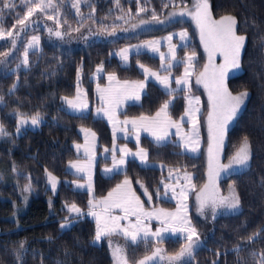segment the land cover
<instances>
[{
	"label": "trees",
	"instance_id": "16d2710c",
	"mask_svg": "<svg viewBox=\"0 0 264 264\" xmlns=\"http://www.w3.org/2000/svg\"><path fill=\"white\" fill-rule=\"evenodd\" d=\"M68 1L54 0L60 12L59 28L56 22L36 12L31 18L42 25L24 31L12 54V37L5 36L0 43V97H3L0 126L7 133L0 136V264H111L106 243H92L93 220L85 215L68 217L64 209V204L72 203L86 210V192L72 189L70 183L64 182L77 178L64 167L66 162L77 158L72 144L81 140L78 128L87 127L95 132L98 149L110 144V133L102 119L93 118L89 113L70 114L60 102L61 97L73 94L78 68L81 85L91 103L92 83L88 77L97 65L122 80L141 77L135 63L157 68V59L144 53L132 55L130 65L121 66L111 53L127 44L185 29L189 42L178 48V57L185 53L197 54L194 73L204 63L190 23L186 20L164 23L169 10L187 7L190 0H119L118 3L117 0H90L79 7V13ZM10 3L13 7L5 8L4 0H0V30L4 32H15L20 27L17 19L27 12L21 0H10ZM208 4L213 19L225 15L236 17L237 34L246 37L240 53V72L227 78L226 87L230 93L246 91L248 96L226 130L221 161H227L245 137L250 144L251 158L246 168L219 180L221 193L231 185L239 196L237 212L218 214L204 223L196 220L191 210L201 244L181 264H257L264 251V0H208ZM46 11L52 14L55 9ZM49 28L53 33L60 31L61 37L50 33ZM29 35L38 36L40 43L38 48L28 50L26 68L22 61L25 37ZM3 53L8 55L5 57ZM13 85L16 87L10 91ZM183 96L184 90L165 93L148 83L140 102L127 105L122 115H152L171 99L167 115L176 119L183 112ZM37 113L41 117L37 129L14 134L17 115L31 117ZM140 145L146 150L148 161L192 175L193 192L188 201L203 186V155L192 156L180 151L178 144H154L145 137L141 138ZM97 167L93 179L95 198L104 196L123 178H128L145 206L164 209L175 206L160 197L165 170L142 167L129 159L123 171L103 177ZM45 171L60 179L54 194L45 187ZM65 221H71V225L61 228ZM255 233L259 235L249 242L248 237ZM122 243L126 260L133 264L150 255L155 245L161 246L165 255L173 256L185 241L166 238L157 242ZM237 247L239 252L235 250ZM17 253H20L19 260Z\"/></svg>",
	"mask_w": 264,
	"mask_h": 264
},
{
	"label": "rangeland",
	"instance_id": "374dc122",
	"mask_svg": "<svg viewBox=\"0 0 264 264\" xmlns=\"http://www.w3.org/2000/svg\"><path fill=\"white\" fill-rule=\"evenodd\" d=\"M90 0H79L78 7L83 4L88 3ZM73 6V3L76 0H69ZM198 0H190V5L184 8H177L171 9L168 11L164 23H169L175 20H186L190 23L194 35L197 38V41L200 46L201 54L204 56V63L202 68L199 72L194 73V61L197 59V54H195L191 66L189 68L190 75L187 77V85L181 84L177 85L176 80L178 78L184 77L185 68L187 66L186 58L191 56L193 53H185L182 57H178L177 50L179 47L187 45L189 42V36L185 29H181L178 31L167 33L160 37H154L145 41L134 42L131 44H127L114 50L111 55L115 57V59L119 62L121 66H129L130 65V57L135 54H147L155 59H157L158 66L157 68L149 67L148 65L142 63H135V67L140 74L139 79H126L122 80L119 79L113 73H106L103 71L101 65H97L92 73L89 75L88 79L92 83V95H93V102L90 103L89 99L87 98L86 91L84 87L81 85V72L80 69H77L75 74L74 80V92L69 97H61L60 102L65 109L66 112L74 115H85L90 114L93 118L102 119L109 130L110 133V144L108 147H101L100 149L97 148L98 146V139L94 131L87 127H79L78 134L80 135L81 140L79 142L73 143L72 148L74 154L77 158L72 159L65 164V171L74 175L77 178L72 180H64L65 183H70V187L75 190L84 191L87 194V203H86V210L88 209L87 217L93 220L95 226V234L92 239V243L95 245H100L102 242H105L108 248V252L111 258V264H122V260L126 259L125 253L123 250V243L122 241L132 242L131 237H125L124 232L121 229H129V231H134L131 228L132 225L137 224L138 216L140 218V229L141 231L138 234L137 242L139 240H152V241H159L166 238H179L185 241L184 246L187 245L188 240V232L179 231V227H193L194 224L192 221V213L193 212L194 218L199 220L200 222L209 223L210 220L214 217L212 212V206L209 202L208 205L204 208L203 212L199 211V202L197 200L198 195L201 194V190L205 188V185H209L206 195H211L214 193L217 199L230 197L231 190L233 187L230 185L228 189H226L225 193H221L219 185V180L225 177L227 174L238 172L246 168L245 166H239L235 164H231V167H226L230 165L231 158L233 155L225 162L221 161L222 157V149L225 143V134L223 137V144L216 147L214 149V156L215 159L213 161V170L219 166V177L215 178L214 181L210 184L209 181V124H208V115L209 112L212 111L210 102H209V91L205 88L204 83H197V78L200 76L201 73L205 71V65H208V73L207 79L209 81V85L211 87L212 77L213 74L216 77H219L221 71H223V84L226 87V80L228 77L236 75L240 72L239 68H231L225 67L223 70L221 69V65L225 64L224 56L219 52L216 51L212 57L211 62L209 61V53L205 51L204 43L201 41V34L200 29L197 27L196 20L193 19V15L196 12V5ZM21 4L27 8V5L21 0ZM77 9L76 7H73ZM51 10V9H50ZM185 13L184 15H180V13ZM221 18V17H220ZM220 18H216L214 20H220ZM213 19V18H212ZM32 21L25 32L27 30L33 29L35 26H41L42 24L37 23L35 18H30ZM41 21V20H39ZM18 27L17 29H19ZM16 29V30H17ZM15 30V31H16ZM58 31V30H57ZM186 32L187 38L181 39L180 33ZM15 33V32H14ZM24 31H21L18 36L14 35L11 40L15 39L17 46L18 41L23 38ZM32 36L36 35H29L25 37V49L27 48L28 42ZM171 36L172 39L168 40L167 38ZM3 39H0V43L4 42ZM12 42V41H11ZM148 45H151L149 47ZM175 46V59L172 57V53L170 52V47ZM15 47L11 48V54L14 51ZM37 47L28 48L27 50H32ZM127 49L126 53H123V50ZM242 50V49H241ZM24 53V52H23ZM123 53V54H122ZM127 57L126 59L124 57ZM163 56V60L161 57ZM171 63L172 67H169ZM180 67L177 69L176 67ZM143 66V67H142ZM97 68H102V71L97 72ZM149 69L148 73H145L144 69ZM177 69V72H176ZM79 70V73H78ZM152 72L157 73L160 77H167L168 78V87L166 88L163 84L157 80V78L151 75ZM114 76L115 79L109 80V76ZM148 83L156 85L165 93H172L179 90H184V108L183 112L178 116V118L173 119L166 114L161 113L159 117H157V113L160 112L162 106L165 103L168 105L171 102V99L165 101L152 115H141L136 117L122 115L123 110L129 104H138L140 102L142 94L145 92L146 85ZM141 85H143L141 87ZM227 88V87H226ZM195 92H193V91ZM229 92V91H228ZM232 95H237L233 94ZM138 96V98H137ZM103 97V99H102ZM66 98V99H65ZM196 98L199 99L198 103H193L189 105V100L195 101ZM68 100H72L74 103L81 105L79 108H72L68 104ZM246 100V98H245ZM241 105L240 109L237 111L236 115L227 122L226 130L232 125L234 122L235 117L238 113L242 110L245 104ZM83 105H86L84 107ZM199 109V111H194L193 119L197 123V127L199 129L198 138H199V146L195 152L189 150L188 147L185 146V142L188 140V136L192 133V121L189 120V117L185 115V110L189 108ZM107 112L111 116V121L109 119V115H106ZM18 117L24 118L27 120L24 124L18 123ZM33 116H16L15 122V129L14 134L18 135L25 129L35 130L39 127V123L41 122V117L39 119V123L37 125H32L31 118ZM141 117L149 118L148 120H141ZM152 118H155V122H153ZM127 121L128 123H125ZM135 121V125L132 123ZM169 122L180 123L179 134L177 132V128L174 126H170ZM215 122V117H214ZM19 128V131L17 129ZM83 129V130H82ZM162 134L164 132L167 133V136L163 141L157 142L153 133ZM94 134V135H93ZM142 137L147 138L154 144H163L166 142H172L179 145L180 151L185 152L189 155L196 156V155H203L204 159V177L205 181L201 188L194 191L192 194L191 200L188 201V197L190 196L191 192H193L192 187V175L190 173L166 168L162 163L159 162H150L148 159L142 160L138 153L143 150L146 153V150L141 147L140 140ZM79 145V147H77ZM124 150L123 152L121 150ZM239 149V148H238ZM115 154V155H114ZM114 159L117 163H114ZM121 159H123V163H118ZM129 159H133L142 167H153L158 168L159 170H165V179L160 182V186L162 188V193L160 197L162 199H166L172 201L174 203V207L172 209H164L160 207H147L143 204L141 199L134 193L132 189V183L128 178H124L123 181H120L118 185L113 189L109 190L110 192L108 195H104L102 197L95 198L93 195V179L96 170V166L98 172L103 177H109L114 173L121 172L125 168L126 161ZM106 160V162H102ZM249 163V162H248ZM76 165V167H73ZM78 168H83L82 171H78ZM105 169H110V171H105ZM49 175L55 178V188L52 186V181L49 179ZM186 177H191V179H186ZM44 179H45V187L51 192L55 193L58 186L60 179L52 175L51 173L45 171L44 172ZM125 181H128L125 184ZM165 185L168 187L166 188ZM118 186H120L118 188ZM28 188V187H26ZM125 188H129L130 194L126 195ZM183 191L184 195H181ZM133 192V193H132ZM112 194L110 197L109 194ZM175 193V196H174ZM139 201V204L142 205V209H137L135 212H129L128 214L125 213L124 208L128 207V204L125 201L131 200L133 204L135 200ZM26 201L24 209L26 207ZM91 202V203H90ZM116 202H121V207H116L114 204ZM178 204L186 205V207H181L178 211ZM190 204L192 207H190ZM71 204H64V209L67 211L68 217L76 216L78 213L75 211H70L69 208ZM77 208H79L76 205ZM23 209V210H24ZM80 209L81 213L83 210ZM96 209L104 210L103 213L97 212ZM161 210L167 213H175L179 217L185 218L187 221L190 222L189 224L180 225L179 221L172 220L170 217H157L156 215L153 216H145L144 213H159ZM239 210H228L225 208H218L215 215L218 214H229L235 213ZM93 212L96 215H90L89 213ZM97 216L100 217V228L104 229L106 226L108 228H115L110 234L102 235L100 240L97 242L95 241V236L97 232ZM112 217H121L118 221L119 227H115V222L112 221ZM142 219H148V221H142ZM62 224H66L67 226L64 228H68L71 225V221H65ZM60 225V226H61ZM173 225L177 226V231L173 232ZM206 226V224H203ZM62 228V227H61ZM167 229L166 231H162L159 237H154L151 233H155L157 229ZM144 229L150 233V235L145 239L144 237ZM193 240L196 241L194 245V249L201 244V239L196 240V237H193ZM183 246V247H184ZM120 248L121 253L119 256L114 255L115 249ZM161 249V252L155 256L154 259L146 261V264H170L169 257L163 253L162 247L159 245H155L152 252L148 256H152V254L157 250ZM193 249V251H194ZM147 256V257H148ZM163 257V259H161ZM145 258V257H144ZM144 258L139 259L138 261L144 260ZM191 257H184L181 261L175 262V264H181L182 262L190 259ZM136 261L133 264H138ZM127 264H130L127 261Z\"/></svg>",
	"mask_w": 264,
	"mask_h": 264
},
{
	"label": "snow or ice",
	"instance_id": "6c2138e0",
	"mask_svg": "<svg viewBox=\"0 0 264 264\" xmlns=\"http://www.w3.org/2000/svg\"><path fill=\"white\" fill-rule=\"evenodd\" d=\"M23 2L27 5V12L24 14L22 18H18L16 23L20 25V28L15 31V33L11 30L4 32L3 30H0V39H4L5 36L7 37H13L14 35L18 36L21 31H25L29 24L32 22L30 18L34 15L36 12H40L44 14L45 18L48 20H53L57 23V27H60V23L58 21V17L60 15L59 9L54 4V0H23ZM119 0H117V3ZM139 2V0H138ZM79 0H76V2L73 3V7L77 8V12L79 13V7H78ZM4 7L10 8L13 7L11 5L10 0H4ZM49 9H55V11L52 14H49L46 10ZM95 11V9H93ZM140 11H144L143 8L140 9ZM185 13L181 12L180 15H184ZM193 15V19L196 20L197 27L200 29L201 34V41L204 43L205 51L209 53V61L211 62L213 55L216 51H219L225 59V64L221 65V69L223 70L225 67H231V68H239L240 67V53L241 49L245 45L246 37L244 35H238L236 31V24H237V18L232 15H225L220 18V20H214L212 19L211 12L209 10V4L208 0H198V3L196 5V12ZM153 19H156L155 15H153ZM67 21H65L66 23ZM15 28V25L13 26ZM78 30V29H77ZM48 31L52 34H54L57 37H61L60 31H55L53 33V30L51 28L48 29ZM181 39L187 38L186 32L180 33ZM168 40H171L172 37L169 36L167 38ZM40 39L38 36H32L31 39L28 42L27 48L24 52V59L22 63L27 68L29 66V59H28V48L33 47H39ZM13 47H15L16 41L15 39L12 40ZM151 47V45H148ZM127 49L123 50V53H126ZM170 52L172 53L173 59H175V46L170 47ZM122 53V54H123ZM3 55L6 57L8 53H3ZM195 56V53H193L191 56H188L186 58L187 66L185 68L184 77L178 78L176 80V84L179 86L181 84L187 85V77L191 74L189 71V68L191 66V62ZM127 58L126 56L124 57ZM163 60V56L161 57ZM143 67V66H142ZM169 67H172L171 63L169 64ZM208 65H205V71L200 74V76L197 78V83H204V86L209 91V102L212 108V111L209 112L208 115V124H209V147H208V153H209V181L210 184L214 181L215 178L219 177V166L215 170H213V161L215 159L214 156V149L220 145L223 144V137L224 133L226 131L227 122L231 120L237 113V111L240 109L241 105L244 103L245 98L248 96V93L246 91H242L237 95H232L230 92H228L227 88L223 84V71H221L219 77H216L215 74H213L212 77V83L211 87L209 85V81L207 79V73H208ZM102 71V68H97V72ZM145 73L149 72V69H144ZM79 73V70H78ZM151 75L155 76L157 80L161 84H163L166 88L168 87V78L167 77H160L157 73L152 72ZM115 79L114 76H109V80ZM143 85H141L142 87ZM16 86L13 85V88L10 89L12 91ZM138 98V96H137ZM66 99V98H65ZM103 99V97H102ZM3 97H0V102H2ZM69 106L72 108H79L81 105L74 103L72 100L67 101ZM198 103L199 99L196 98L195 101L189 100V105L193 103ZM86 107V105H83ZM168 103H165L160 112L157 113V117L161 115V113L166 114V110L168 108ZM194 111H199V109H192L191 107L189 109L185 110V115L189 117V120L192 121V133L189 134L188 140L185 142V146L189 148L190 151L195 152L199 146V138H198V132L199 129L197 127V123L193 119V113ZM106 115H109L107 112H105ZM215 117V122H214ZM39 113L34 115L31 118L32 125H37L39 123ZM109 119L111 121V116L109 115ZM149 118L141 117V120H148ZM153 122H155V118H152ZM27 120L24 118L18 117V123L24 124ZM125 123H128L125 121ZM135 125V121L132 122ZM170 126H174L177 128V132L179 134L180 129V123L179 122H169ZM83 130V129H82ZM19 131V128L17 129ZM7 135V133L4 131L3 126H0V136ZM94 135V134H93ZM155 136V139L157 142L163 141L165 137L167 136V133L164 132L162 134L153 133ZM79 147V145H77ZM124 151L123 149L121 150ZM115 155V154H114ZM140 155L142 160L147 159V153H144L143 150H141ZM251 158V151H250V144L248 141V138L245 137L241 146L236 151L235 155L231 158L230 165L226 167H231V164L239 165V166H247L248 162ZM114 163H117L114 159ZM118 163H123V159H121ZM73 167H76V165H73ZM78 171H82L83 168H78ZM105 171H110V169H105ZM50 181H52V186L55 188V178L49 175ZM186 179H191V177H186ZM128 181H125V184H127ZM120 186H118L119 188ZM167 188L168 186L165 185ZM209 188V185H205V188L201 190V194L198 195L197 200L199 202V211L202 213L204 208L208 205V203H211L212 206V212L215 216L218 208H225L228 210H237L240 206V198L236 194L235 189L233 188L231 190L230 197L225 198H219L217 199L216 196L213 194L206 195L207 190ZM28 188H25V191H27ZM181 195L183 196V191L181 192ZM109 196L111 197L112 194L110 193ZM175 196V193H174ZM151 199V197H149ZM128 204V207L124 208V211L126 214L129 212H135L137 209H142V205L139 204L138 199L135 200V203L131 200L125 201ZM91 203V202H90ZM116 207H121V202H116L114 204ZM181 207H186V205L178 204V211ZM70 211H75L77 213L80 212V209L76 207L75 204L71 205L69 208ZM90 215H96V213L90 212ZM145 216H153L156 215L159 217H165V218H171L172 220L179 221L180 225L183 224H189L190 222L187 221L183 217H179L175 213H167L161 210L159 213H144ZM112 221L115 222V227H119L118 221L121 219V217H112ZM140 218L138 216L137 224L132 225L131 228L134 229V231H129V229H121L124 232L125 237H131L132 242H137V237L139 232L141 231L140 227ZM66 224H62L61 227H66ZM115 228H108L107 226L104 229L100 228V217L97 216V232L95 236V241H99L102 235L110 234L112 231H114ZM167 229H157L155 233H151L154 237H159L160 233L162 231H166ZM144 237L147 239V237L150 235V233L147 231V229H144ZM177 231V226L173 225V232ZM179 231L184 232L187 231L189 234L187 236L188 243L186 246L182 247V249L176 253L173 256H170L169 262L170 264H175V262H179L184 257H191L194 249V245L196 241L193 240V237H196V240H199V234L197 233L196 229L193 227H179ZM259 233H255L252 236L248 237L249 242H252L255 240L256 236H258ZM23 248V244L20 246ZM237 252L240 251L239 247L235 249ZM161 252V249H157L152 256L145 257L144 260L138 261V264H146V261L152 260L155 258L156 255H158ZM121 253V249L117 248L115 249L114 255L119 256ZM255 255V254H253ZM17 259H20V253H17ZM163 259V257H161ZM122 264H127V260L123 259ZM257 264H264V251L261 252L260 258L257 261Z\"/></svg>",
	"mask_w": 264,
	"mask_h": 264
},
{
	"label": "crops",
	"instance_id": "0c3cea01",
	"mask_svg": "<svg viewBox=\"0 0 264 264\" xmlns=\"http://www.w3.org/2000/svg\"><path fill=\"white\" fill-rule=\"evenodd\" d=\"M124 180V178L121 180V181H123ZM118 185V184H117ZM116 185V186H117ZM115 186V187H116ZM114 187V188H115ZM113 188V189H114ZM125 191H126V195H129L131 192H130V190H129V188L127 189V188H125ZM110 191H108V193H109ZM108 193L106 194V195H108ZM133 193V192H132ZM96 211L97 212H100V213H103L104 212V210H102V209H96ZM87 214H88V209H87V211H82L81 213H78L76 216H81V215H85V216H87ZM142 221H148V219H142Z\"/></svg>",
	"mask_w": 264,
	"mask_h": 264
}]
</instances>
